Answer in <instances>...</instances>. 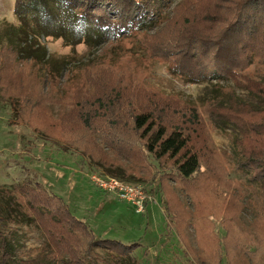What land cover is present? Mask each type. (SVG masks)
Wrapping results in <instances>:
<instances>
[{
    "label": "rangeland",
    "instance_id": "rangeland-1",
    "mask_svg": "<svg viewBox=\"0 0 264 264\" xmlns=\"http://www.w3.org/2000/svg\"><path fill=\"white\" fill-rule=\"evenodd\" d=\"M186 1L170 0L161 30L162 17L145 22L142 29L149 33L88 28L77 42L42 36L47 53L37 61L20 60L11 51L0 54V92L21 99H0V190L29 182L59 195L96 235L141 243L135 255L142 264H219L208 255L217 249L220 264H264V184L241 166L248 140L212 118L224 110L216 100L232 96L257 107H264V100L229 79L189 80L171 63L163 47L180 35L174 9ZM242 1L204 0L202 7L220 21L243 8ZM14 6L15 0H0V32L17 22ZM152 43L158 52L150 49ZM248 72L263 76L264 64L255 63ZM142 111L169 131L184 130L188 149L203 165L195 180L179 181L174 160L157 161L142 149L133 127V115ZM97 162L114 163L124 180L143 185L150 195L147 210L139 213L98 189L90 174L108 173ZM82 246L89 261L108 254ZM247 250H253L249 263L243 256ZM52 252L41 223L0 221V264L45 263Z\"/></svg>",
    "mask_w": 264,
    "mask_h": 264
},
{
    "label": "trees",
    "instance_id": "trees-1",
    "mask_svg": "<svg viewBox=\"0 0 264 264\" xmlns=\"http://www.w3.org/2000/svg\"><path fill=\"white\" fill-rule=\"evenodd\" d=\"M203 2L188 0L186 5L180 3L175 7L173 17L178 18L179 15L181 18V29L178 30L180 35L168 41L174 45L163 47L168 53L166 55L179 73L186 75L189 80L229 79L264 100V75L255 77L248 72L255 63L264 64V0H243L240 4L243 8L237 12L234 10V14L230 12L228 18L220 21L215 19L212 12L206 11V6L202 7ZM169 3L170 0H15L14 14L17 22L8 24L0 32V41L4 42H1L0 54L11 51L20 60L37 61L40 55L45 58L47 53L41 44L42 36L77 42L83 38L84 29L88 28H111L118 35L149 33L142 29L145 22L162 17L163 26L162 23L158 25L161 30L166 19L163 14ZM183 6H186L184 11H177ZM40 47L44 52L39 53ZM149 47L159 51L157 43ZM2 68L0 60V80ZM3 96L0 92V99L4 101L18 103L20 99L17 96ZM215 103L219 111L224 110L212 115L214 121L220 126L230 125L248 140L243 145L244 160L241 166L251 173L254 180L264 184V107L236 100L232 96L227 100H216ZM13 106L19 115L20 110L15 102ZM133 127L142 142V149L148 155L160 162L164 158L174 160L173 166L179 181L195 180L200 175L203 168L201 159L197 153L188 149L189 139L183 129L175 126L169 131L168 126L149 111L134 114ZM96 164L108 175L127 178L114 163ZM36 187L28 182L13 190H0L3 202L0 203V221L9 220L18 224L21 220H30L42 224L46 240L53 250V258L37 264H52L56 260H64L65 255L68 259L64 264H142L135 255L141 243H125L96 235L86 221L77 219L71 213L62 197L46 194L41 186ZM46 220H49L48 225ZM84 242L91 249L95 247L106 250L107 256L101 259L97 256L89 261L83 256ZM205 245L208 244L203 242L202 246ZM252 252H243L248 263ZM208 255L219 258V264L222 262L220 249ZM203 259L207 263V259Z\"/></svg>",
    "mask_w": 264,
    "mask_h": 264
},
{
    "label": "built area",
    "instance_id": "built-area-1",
    "mask_svg": "<svg viewBox=\"0 0 264 264\" xmlns=\"http://www.w3.org/2000/svg\"><path fill=\"white\" fill-rule=\"evenodd\" d=\"M89 177L97 188L115 194L122 201L134 206L137 212L143 213L147 210L150 195L143 185L107 174L91 173Z\"/></svg>",
    "mask_w": 264,
    "mask_h": 264
},
{
    "label": "crops",
    "instance_id": "crops-1",
    "mask_svg": "<svg viewBox=\"0 0 264 264\" xmlns=\"http://www.w3.org/2000/svg\"><path fill=\"white\" fill-rule=\"evenodd\" d=\"M99 189V188H98Z\"/></svg>",
    "mask_w": 264,
    "mask_h": 264
}]
</instances>
